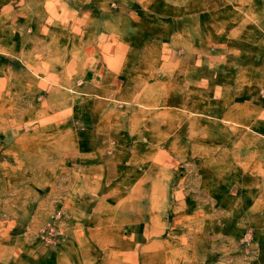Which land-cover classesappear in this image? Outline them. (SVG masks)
Returning <instances> with one entry per match:
<instances>
[{
    "label": "rangeland",
    "instance_id": "rangeland-1",
    "mask_svg": "<svg viewBox=\"0 0 264 264\" xmlns=\"http://www.w3.org/2000/svg\"><path fill=\"white\" fill-rule=\"evenodd\" d=\"M42 1L0 21V264H92L98 252L82 242L106 192L117 209L164 214L163 232L148 231L168 248L163 264L201 263L202 244L212 261L219 244L264 261V118L258 130L249 120L264 64L200 40L213 0ZM220 11L211 21L241 13ZM87 174L112 183L98 190ZM140 180L173 195L133 200L128 181Z\"/></svg>",
    "mask_w": 264,
    "mask_h": 264
},
{
    "label": "crops",
    "instance_id": "crops-1",
    "mask_svg": "<svg viewBox=\"0 0 264 264\" xmlns=\"http://www.w3.org/2000/svg\"><path fill=\"white\" fill-rule=\"evenodd\" d=\"M2 1H4L3 4H1ZM24 1L25 0H0V21H2V17L5 16L2 12L3 9L5 12L17 11L20 9L18 7H22L21 3ZM30 2H32V5L28 6L30 8H38L44 5L42 0H30ZM16 4L18 5L16 7L17 9L14 8ZM229 4H231V6ZM204 5L202 19L204 32L203 35L200 36V40L213 39L214 41L221 42L222 44H225L222 48L226 53L228 51H239L240 49L237 50L234 46L235 44H239L242 50L247 48L246 51H251L253 52L252 55H256L258 58L260 57L261 63L264 64V0H213ZM222 8H237L241 10L238 21L232 22L231 19H227L226 21L223 19L222 22L221 20L218 22H214V20L211 21V17L214 15L218 16V18L223 16V12L220 11ZM17 19L18 18H16V20ZM26 23L39 24L38 20L29 16L26 19ZM256 62L258 64L259 61L257 60ZM150 84H152V82ZM122 86H130V81L123 80ZM255 89L257 92H254L256 95L254 98V104H256L257 108L256 112L249 120H251V127L254 130H258V122L264 118L258 111V99L260 98L261 102H263L264 99H261L262 97H260L259 88L255 87ZM258 132L259 131H256V133ZM101 169L103 170L106 168L100 167V170ZM86 176H88L87 179H90L94 184L101 186L98 190H101L106 184L112 183L111 180L102 181L101 177L103 176L99 177L93 174H87ZM124 179H127L126 174ZM115 181H118V179L114 180V182ZM119 182L122 186L124 185L122 183L124 182L122 178L115 183V185H120ZM128 184V191H130L129 197L136 201H165L169 199L170 193L173 195L170 184L163 180H151L149 182H147V180L128 181ZM122 190V192L127 191V188L125 187ZM101 194L103 195L100 196L99 201L103 202L105 207L90 211V214L92 212L93 216L89 215L88 218L96 217L98 222L86 227L88 233H92V235L88 238L90 240H86L85 243L82 242L84 247L92 249V255L97 251V257H106L105 259L111 261L110 264H113L112 262L114 260H122L123 262L126 260V262H128L127 264H131L129 261L132 262L137 259L141 264H163V261L164 263L169 261L170 256L168 248L165 246L166 244H162L158 235L157 237L149 236L148 232L150 231V234H161L163 232V221H161L160 218H163L164 214H158L155 212L151 213L150 210L144 214L145 210L134 211L131 208L117 209L114 206V203L116 204L117 201L109 200L110 195L107 194V192ZM104 195L106 198H103ZM108 200L112 203H109ZM88 223H90V220ZM123 229L126 230V234L121 237L124 240L118 242H111L107 239V235H104L109 233L112 234L113 232ZM95 233H98V235L94 238ZM82 236V239H86L84 233ZM68 244H71V242ZM75 244H79V242L76 240ZM211 245L212 244H202V261L198 264H264V261L259 258L250 260L249 263H245L243 259L238 257H227L225 255L227 244H219V256L215 261H212ZM178 246L179 245L177 244V251L180 250L178 254L182 253L183 255L181 260L184 259V257L187 258L190 256V254L185 252L184 247ZM98 258H95L94 262L97 261ZM94 262H92V264ZM98 264L101 263L98 262ZM177 264L180 263L177 262Z\"/></svg>",
    "mask_w": 264,
    "mask_h": 264
}]
</instances>
